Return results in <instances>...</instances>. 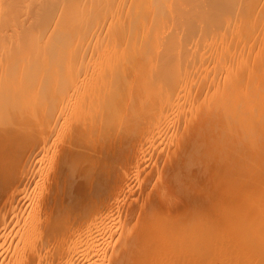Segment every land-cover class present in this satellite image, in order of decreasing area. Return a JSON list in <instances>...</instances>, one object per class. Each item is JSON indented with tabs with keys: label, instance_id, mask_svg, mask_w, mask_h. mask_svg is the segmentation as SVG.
<instances>
[{
	"label": "bare ground",
	"instance_id": "bare-ground-1",
	"mask_svg": "<svg viewBox=\"0 0 264 264\" xmlns=\"http://www.w3.org/2000/svg\"><path fill=\"white\" fill-rule=\"evenodd\" d=\"M240 110L246 120L234 117ZM250 115L264 119V0H0V264H148L159 239L162 257L167 247L172 255L184 247L182 258L201 238L190 211L195 194L181 193H190L198 171L203 199L225 161L231 168L224 165L223 175L234 184L222 202L242 199L245 185L247 205L264 204V178L256 187L244 179L245 166L264 169V147L255 154L247 144L262 136L257 124L256 137L243 132L248 137L236 144L255 158L230 151L234 142L208 150L215 131L230 129H220L221 117L254 123ZM197 132V141L203 134L211 141L202 152ZM193 150L205 154L189 177L181 171L196 162ZM179 201L190 203L189 212ZM179 208L188 214H174L185 238L169 221ZM231 219L230 229L240 220ZM262 224L247 229L252 237Z\"/></svg>",
	"mask_w": 264,
	"mask_h": 264
},
{
	"label": "rangeland",
	"instance_id": "rangeland-1",
	"mask_svg": "<svg viewBox=\"0 0 264 264\" xmlns=\"http://www.w3.org/2000/svg\"><path fill=\"white\" fill-rule=\"evenodd\" d=\"M242 111H246V110H243L242 109ZM244 113V115H247L248 113H247V111L246 112H243ZM245 113H247V114H245ZM240 114H242L241 113V110H240V113H239V115ZM238 114L236 115V116H234L235 118H237V120L239 119H242L241 118V116L242 115H240L239 116ZM237 116H239V117H237ZM225 118H226V116H224ZM224 117H221V118H224ZM233 117V118H234ZM243 117V119H245L246 120V117H248V115L245 117V116H242ZM245 117V118H244ZM252 117V118H251ZM255 117V116H254ZM252 115H250L249 116V118H251V120L250 121H253V120H255V122L254 123H247V121H243V122H238L239 123V125H238V127L236 126L238 123H237V121L236 122H234L233 120H235V119H233L231 122H232V125L231 126H233L234 125V123H237L236 125H235V128L237 127V129H235L234 127H232L231 128V126H230V124H229V120H228V123H227V118L225 119H221L220 117V122L221 121H225V123L223 122V123H220L221 124V126H220V129H221V127H222V125L223 124H225L223 127H226V128H224V129H227V125H229V127H228V129L230 128V129H232V131H233V128L235 129L234 131H236V130H240L239 131V133L240 132H242V134L240 133V135H239V133H237V135H235V134H232V132H230L231 130L229 129L228 130V133L230 132L231 133V136L232 135H235V138H237L236 139V141L233 139L234 138V136L232 137V141H230L229 140V136H230V134L228 135V133H227V131L226 130H224L223 131V129H221V131H223V133H227V134H224L223 136H222V138L225 136V135H228V136H225L226 137V139H225V137H224V141L222 140L221 141V136H218L220 133H221V131L219 132V131H215V133L217 134V136L215 137V138H213L212 139V137H214V136H212L211 134L212 133H210L209 135H207V136H209V137H211V141H212V143H210L211 145H209V137H208V139L207 140H209V141H206L205 142V140H206V138H204V135L205 134H203V139H204V141L201 143V142H199L200 140H201V137H199V135L198 134H201V133H199V132H197L196 134H194L193 135V137H194V140H198V138L196 139V137H197V135H198V137L200 138L199 139V141H197L198 143H200V144H198V143H196V141L195 142H193V144H192V147L194 146V147H196V144H198V147L199 146H202L201 148L202 149H205L206 150V148H203L204 146L202 145V144H204V142L207 144L208 143V145H206L205 144V146H208V148L211 146H213V144H214V146H216L217 148H219V147H221V146H225V145H227L228 144V147H232L233 145H234V147L235 148H237L238 147V143H240L239 141H242V140H244V139H242V137L243 138H246V137H248V135H246V136H243L244 134H245V132H247L246 134H253L254 132L253 131H255L256 133H254V134H256V136L258 135V134H260V133H262L261 135L262 136H255L254 134V136L256 137V138H258V139H254V137L252 138V139H250L253 135H250L249 137L250 138H248V139H250L248 142L249 143H247L248 144V146H249V148H250V146H251V144H252V146H251V148L252 149H254L253 150V152L255 153H257V152H259V151H261L260 150V148H262V147H264V129H262V128H264V126H262V123L261 122H263V125H264V116H263V118H261V119H263L262 121H260V119L259 120H257L258 118L256 117V118H254ZM254 118V119H253ZM248 119V118H247ZM253 119V120H252ZM238 120V121H239ZM249 120H248V122H249ZM256 121H258V122H256ZM230 122V123H231ZM252 124H254V126H255V124H257L259 127H256V129L258 128L259 130H253V131H250V130H252V129H254L255 127H253L252 128ZM261 126H260V125ZM262 127V128H261ZM239 128V129H238ZM252 128V129H251ZM261 130V131H260ZM263 131V132H262ZM243 132H244V134H243ZM249 132V133H248ZM251 132V133H250ZM259 132V133H258ZM214 133V132H213ZM214 133V134H215ZM219 133V134H218ZM222 133V134H223ZM196 135V136H195ZM202 136V135H201ZM238 136H239V139H238ZM219 137V138H218ZM221 138V139H220ZM262 138V139H261ZM220 139V140H219ZM241 139V140H240ZM216 140V141H215ZM234 140V141H233ZM252 140V141H251ZM256 140V141H255ZM210 141V142H211ZM214 141V142H213ZM219 141H221V143L223 142V144L222 145H220V143H219ZM228 141H229V143H228ZM224 142H226V144L224 143ZM231 142H234V143H231ZM238 142V143H237ZM253 142V143H252ZM257 142V143H256ZM261 142V143H260ZM194 143H195V145H194ZM217 143H219L218 144V146H217ZM230 143L232 144V145H230ZM256 143V144H255ZM263 143V144H262ZM236 144H237V147H236ZM220 145V146H219ZM230 145V146H229ZM262 145V146H261ZM240 146V145H239ZM247 146V147H248ZM192 148V149H194L195 150V148ZM196 148V149H200L199 151H201L202 152V149L199 147V148ZM215 147V148H216ZM241 147H242V145H241ZM260 147V148H259ZM188 148V147H187ZM187 148H186V150H185V152L186 151H189L190 149H188L187 150ZM215 148L213 147V148H209L208 150H215ZM226 148V147H225ZM238 148H240V147H238ZM234 149L233 147L230 149V151L233 149V152H234V150H235V152L237 153L238 151H239V149ZM244 148V147H243ZM245 148H246V145H245ZM247 149V148H246ZM192 151V153H191V155L192 156H195L194 158H195V160H196V162L194 161V162H192V164L194 163V165H190V160H191V158L193 159V157H191V155H190V160L189 159H187L186 160V164H187V161H189V164H187V166L188 165H190L191 166V169H190V172H188L189 171V166L188 167H186L185 169L186 170H188L187 171V173H186V171H184V169L182 168V170L183 171H181L182 173H184L186 176H189V177H192L191 175H193L194 173H191L192 171L193 172H197V170L195 171V167L194 166H196L197 168L196 169H199V167L201 168V159L203 158V156H204V154H205V151L203 150V154L201 153V152H199V153H201L200 154V156H202L201 158L200 157H198L199 156V153L198 154H195V155H193V152H196V151ZM241 150V149H240ZM243 151V150H242ZM238 152L239 154L240 153H242L243 155L245 154L246 155V152L248 153L246 156L247 157H249L250 159H251V157H250V155L252 156V151H251V149L250 150H246V152L244 153V152ZM245 151V150H244ZM251 153H250V152ZM234 152V153H235ZM263 152V151H262ZM250 153V154H249ZM253 153V154H254ZM255 153V154H256ZM241 155V154H240ZM235 156H236V158H237V155L235 154ZM234 156V157H235ZM219 157V160H221L220 159V156H218ZM239 157V156H238ZM240 157H243V156H240ZM239 157V160L237 159V161L239 162V161H241L240 158ZM252 157H254V156H252ZM257 157V156H256ZM200 158V159H199ZM232 158V157H231ZM255 158V157H254ZM244 159H247V158H244ZM194 160V159H193ZM192 160V161H193ZM199 160V161H198ZM223 160V159H222ZM232 160H233V158H232ZM231 160V161H232ZM243 160V159H242ZM218 161V160H217ZM246 161V160H245ZM222 162H224L223 164H222ZM219 161V167H220V169L218 170V172H217V174L218 175H220V177H219V179L220 180H217L216 182H214L215 183V185L214 186H212V188L210 187L208 190H209V192H207V191H205L206 193L204 194V199H203V197H202V193H201V191H202V187H203V183L204 182H202L203 181V178H204V173H203V171H202V174H200V176H199V173L201 172V171H198L197 173H198V176L200 177V179H199V177L197 176V173H195L194 175L195 176H197L196 178H195V176L194 177H192V179H193V181H192V179H190L191 181H192V183H193V185L192 184H190V185H192L191 187H190V193H189V189L187 188L186 189V187H184L185 186V184H188V183H191V181H188V183L187 182H185V180H183L182 181V183H184L183 185H181L180 183H179V185H181V186H179L178 184V186H179V188L180 189H182V186L184 187V189H182L183 191H181L178 187V190L175 188L174 190H176V191H174L175 192V194L177 195V197L179 198V200H181V201H185V198H183L182 199V196H181V194L180 193H176L177 191L179 192V191H181V193L182 192H184L185 190H187V191H185L184 192V194L185 193H188V194H185V197L187 196V198H186V200H188L189 199V197L193 194H195L194 196H193V203H194V206L195 207H193V205H190V203L188 204V206L190 205V206H192V208L191 207H188L187 206V204L185 203V202H187V201H185V202H181V201H179V205L177 206V207H181V208H183L182 206L185 204V209H187V211L189 212V208H191V210L190 211H194L193 213H194V217L196 216V218L195 219H197V222H195L196 224L198 223V228L200 229L201 228V230H199L200 232H201V238H198V240H196L195 241V243L194 244H187L186 245V248H187V250H188V254H186V252L184 253V254H186V255H182V258L180 257L181 256V254L180 253H183L184 251H185V249H184V247H183V249H184V251H183V249L181 248V247H178L177 249L175 248V246H176V244L175 243H177V240L179 239L178 237V239H176V238H172V236H171V239H173V245L175 244V246H173L174 247V249H176V250H179L180 248V251H182V252H180L179 253V251H178V254L176 253V252H174L173 253V255H174V257L175 258H173V257H170V255H172V254H170V253H172L171 251L173 250H171L170 251V247H167L166 249V253H167V255H168V257H165V255H164V257H165V259H164V257H162L161 256V254L163 255L164 253H161L160 254V251L162 252L163 250L161 249L160 250V247L162 246V248H163V246H164V244H163V240L162 239H159L160 241H162V242H160L162 245H160V247H158L157 246V243H159V240L157 239L158 238V236H157V234L158 233H156V231H158V230H156V228H154V226H152L154 229H152L151 228V226H150V230H153V232H154V230H155V233H153V232H151L150 233V230H148L149 229V227L146 229V231H149V234H155L154 235V238L157 236V238H155L156 240H158V241H156V244H155V242L153 243V244H155L154 246L153 245H151V246H153L154 247V249H153V247H150L149 249H151L154 253H155V255H153V256H151L152 254H153V252L151 251H149V253L148 252H146V250H148V249H146L147 248V246L145 247V244H143L144 245V247H145V249L146 250H144L145 251V253H148L149 255H150V258H151V260L152 259H154V260H156V261H160V260H163V261H167V260H169V261H167L168 263L167 264H230V262H232L231 260H233V262L231 263V264H259V261H261V260H264V247L262 246V244H264V240L262 239V240H260V241H257L256 239H254L255 238V236H257L259 233L260 234H262L263 232H260V231H263V230H261V228H263L264 229V227L263 226H258L257 225V228H259V230H256L257 232H258V234H257V232L255 233L256 235H254L253 237H252V233H250V232H248V230L251 228L252 229V226L254 225V224H262V222L264 223V204H263V206L260 204V205H258L257 206V208L256 209H254V210H252L250 207H249V205H251V201H248V200H250V198L248 199V200H246V199H244V198H246V197H244L243 195L244 194H247L246 192L248 191V189H247V187L245 186V185H243L244 186V190H247V191H244L245 193H241V194H243V195H241L240 193H239V195H241L242 197V199H238L237 201L235 200V202H234V200H233V202H232V204H230V201H232V199H233V197H235L236 198V196L234 195L232 198H231V200L230 201H228L227 203H226V201L223 203L222 201H224V200H228L227 199V197H228V194H230L229 192H230V190L229 191H227V189H229V188H227L228 187V185L229 186H231L232 185V183L234 182V177H229L230 178V180H227L226 178L228 177H224L225 175H223V172H224V169L225 170H227V168H228V166H230V162L228 163V164H225V161ZM233 162H234V168H235V170L237 169L238 170V165L237 164H239L238 162H236V160L234 161L233 160ZM244 162V161H243ZM247 163H248V161H246ZM245 163V162H244ZM240 164H241V162H240ZM239 164V165H240ZM255 164V163H254ZM185 165V164H184ZM198 165V166H197ZM218 165V164H217ZM222 165V166H221ZM224 165H227V168H225L224 167ZM233 165V164H232ZM244 165H246V164H244ZM186 166V165H185ZM264 166V165H263ZM182 167H184V166H182ZM192 167H194V169L192 168ZM241 167H243V166H241ZM246 167V170L248 171L245 175H244V179L245 180H252V183H253V186H257L258 184L257 183H259L263 178H264V169L262 170V171H258V170H255V171H249L247 168L249 167V169H250V166H245ZM188 168V169H187ZM230 168H231V166H230ZM240 168V167H239ZM244 168V167H243ZM193 169V170H192ZM229 169V168H228ZM242 169V168H241ZM240 169V170H241ZM199 170H201V169H199ZM231 170V169H230ZM232 170H233V168H232ZM231 170V171H232ZM229 171V170H228ZM227 171V172H228ZM180 172V173H181ZM220 172V173H219ZM230 172V171H229ZM229 172H228V174H229ZM239 172H241V171H239ZM179 173V175L181 176V174ZM232 173V172H231ZM235 173V172H234ZM248 173H250L249 175H247ZM188 174V175H187ZM233 174V173H232ZM231 174V175H232ZM244 174V173H243ZM183 175V174H182ZM185 175H184V178H187L188 180H189V177H185ZM222 175H223V179L224 180H227V181H224L223 179H222ZM230 175V174H229ZM230 175V176H231ZM235 175H236V173H235ZM234 175V176H235ZM212 176V175H211ZM233 176V175H232ZM177 177L179 178V176H178V174H177ZM176 177V178H177ZM181 178V177H180ZM228 178V179H229ZM181 179H183V176H182V178ZM207 179V178H206ZM196 180V181H195ZM187 181V180H186ZM194 181H195V184H194ZM197 181L200 183H197ZM227 182H229L228 184H227ZM197 184H199V186H200V189H199V187H198V185ZM227 184V185H226ZM234 184V183H233ZM189 185V184H188ZM195 185H197V186H195ZM202 185V186H201ZM187 186V185H186ZM194 186V187H193ZM188 187V186H187ZM213 187L215 188V189H213ZM246 187V188H245ZM193 188V189H192ZM196 188V189H195ZM231 188V187H230ZM242 188V187H241ZM240 188V189H241ZM249 188V187H248ZM213 189V191H210V190H212ZM193 192H192V191ZM195 190H196V192H195ZM222 191H223V193H222ZM242 191V190H241ZM240 191V192H241ZM222 193V194H219V193ZM226 193H228L227 195H226ZM178 194H180V195H178ZM183 193H182V195H184ZM191 194V195H190ZM198 194V195H197ZM224 194V195H223ZM237 194V193H236ZM190 195V196H189ZM220 195H222V196H220ZM180 196H181V199H180ZM225 196H227V197H225ZM184 197V196H183ZM222 197V199H220ZM225 197V198H224ZM240 197V196H239ZM238 197V198H239ZM198 198H199V200L200 201H198ZM224 198V199H223ZM197 199V200H196ZM202 199V200H201ZM218 199L220 200L219 202H218ZM258 199V198H257ZM194 200H196V201H194ZM251 200L253 201V198L251 197ZM217 201V202H216ZM262 201H263V203H264V198L262 199ZM261 201V202H262ZM189 202V201H188ZM187 202V203H188ZM181 203H184L183 205H181ZM192 203V204H193ZM231 205H229V204ZM241 203H242V205H241ZM250 203V204H249ZM227 204V205H226ZM247 204H249V205H247ZM237 205V206H236ZM228 206H230L231 207V210L229 209V207ZM237 207V208H240V209H242V211H245V210H247V209H250V210H248V211H250V212H247V213H249V214H244V213H246V212H241V210L240 209H237V208H235V207ZM252 206V205H251ZM261 206V207H260ZM232 207H233V210H232ZM253 207V206H252ZM181 208H179V209H175V211H176V213H175V211H174V213L173 212H171L170 213V215H169V217L170 216H172V215H174V214H176L178 217H179V215L180 216H183L184 214H187V211H185V213L184 212H181V214H178L180 211L179 210H181ZM245 209V210H244ZM183 211H184V209H182ZM181 210V211H182ZM235 210H237V211H235ZM251 210H252V212H251ZM239 211L241 212V213H239ZM145 212H146V210H145ZM184 213V214H183ZM192 213V212H191ZM196 213V214H195ZM235 213L238 215H235ZM243 213V214H242ZM263 213V214H262ZM172 214V215H171ZM240 214V215H239ZM176 215H174V216H172V217H170V218H172V219H170L169 221L171 222V221H174L176 218H177V216ZM188 215V214H187ZM232 215V216H231ZM243 215V216H242ZM247 215H248V217H247ZM253 215V216H252ZM176 216V217H175ZM185 216V215H184ZM210 218H208V217ZM237 216V217H236ZM240 216V218H238ZM249 216H252L251 218L249 217ZM259 216V217H258ZM247 219V220H245V218ZM165 219V221L167 220L168 221V217L166 216V217H164ZM174 218V219H173ZM182 218V220L183 219H185L186 217H181ZM204 218H206V219H204ZM220 218V219H219ZM229 218V219H228ZM231 218H234V220H235V218H237V220L238 219H240L239 221H241V223H238L239 221H236L235 222V225H234V223L233 224H231V226H232V229H230L231 227H230V225H229V223L227 224L226 223V221L227 222H230L231 223V221H230V219ZM255 218V219H254ZM202 219H203V222L206 220V222L205 223H203L204 225H201V221H202ZM208 219H209V221H208ZM213 219H214V221H213ZM162 220L163 219H161V221H159L158 222V227L157 226H155V227H157V228H163V227H165V226H163V225H165L164 223H161L162 222ZM164 220H163V222H164ZM177 220H178V218H177ZM177 220H175V222H173V225L175 226L174 228L176 229V226H177V224L175 225V223L177 222ZM229 220V221H228ZM231 220H233V219H231ZM245 220V221H244ZM167 221H166V223H167ZM208 221V222H207ZM216 221H221V222H216ZM248 221V222H247ZM254 221H256L257 223H255ZM169 222V224H171ZM248 223L247 225L245 224V223ZM253 222H254V224H253ZM216 223V224H215ZM226 223V224H225ZM253 225H252V224ZM162 224V225H161ZM184 224H185V222H184ZM184 224H182V226L183 227H179V226H177V227H179L178 229L181 231L182 229H184V227H186V225L184 226ZM245 224V225H244ZM229 225V226H228ZM236 225H238V226H236ZM263 225V224H262ZM249 226H251V227H249ZM166 227H168L167 226V224H166ZM169 227H171V228H173V226L171 225H169ZM249 227V228H248ZM182 228V229H181ZM166 230L167 229H169V228H165ZM177 229V230H178ZM197 229V228H196ZM248 229V230H247ZM162 230H164V229H162ZM185 230L186 229H184V231L183 232H180V234L182 233V234H184L185 233ZM161 231V230H160ZM174 231V230H173ZM172 231V234H175V236H176V234H177V231L174 233ZM250 231V230H249ZM171 232V231H170ZM187 232V231H186ZM170 235H171V233H169ZM179 234V232H178V236L180 235ZM186 234V233H185ZM185 234H184V237H183V235H180L181 237H183V238H185ZM260 234H259V236H260ZM170 235H169V238H170ZM174 236V235H173ZM174 236V237H175ZM263 236L264 235H262L261 237L263 238ZM149 237H151L150 235H149ZM180 237V241H181V239H183V238H181ZM152 239H154L153 238V235H152V237H151ZM151 238H148V240L147 241H149V243H150V240L153 242V240L151 239ZM212 238V239H211ZM257 238V237H256ZM176 239V240H175ZM209 239L211 240V241H209ZM258 239H259V237H258ZM174 240H175V242H174ZM185 240V239H184ZM184 240H182V241H184ZM180 241H178V243L180 242ZM181 241V242H182ZM263 241V242H262ZM152 242L150 243V244H152ZM258 242V243H257ZM259 242H261V243H259ZM128 243V242H127ZM146 243H148V242H146ZM177 243V244H178ZM131 244V245H130ZM133 244H135V243H131V241L129 242V246H128V244H125V245H127L129 248H131V246H134V247H136L137 245V243L135 244V245H133ZM180 245L179 246H181V243H179ZM260 244V245H259ZM149 245V244H148ZM182 245H183V242H182ZM127 246H124L123 248H124V250H127L128 248H126ZM156 246V247H155ZM134 247H132L131 249L133 250V249H135ZM149 247V246H148ZM158 247V248H157ZM165 247H166V245H165ZM172 247V248H173ZM155 248H157V249H155ZM168 248H169V250H168ZM131 249H129L130 251H132ZM158 249H159V251H158ZM159 252V254H160V256L157 254L158 252ZM168 251H170L169 253H168ZM129 252V251H128ZM165 252V251H164ZM150 253H152V254H150ZM170 254V255H169ZM172 255V256H173ZM177 255H179V257L180 258H178L177 257ZM148 257V255L147 254H145V257ZM156 256H157V258L158 257H160L158 260H157V258H156ZM146 257V259H145V261L147 262V260H148V258ZM161 257L163 258V259H161ZM149 258V259H150ZM168 258V259H167ZM170 258V259H169ZM173 258V259H172ZM190 258H191V260H190ZM150 260V261H151ZM149 261V260H148ZM150 261H149V263L148 264H151L150 263ZM153 261V260H152ZM151 261V262H152ZM156 261L155 262H152L153 264L155 263V264H157L156 263ZM255 261H257V262H255ZM160 263L162 264V261H160ZM163 263H165V262H163ZM260 263H263L264 264V262H260ZM159 264V263H158ZM166 264V263H165Z\"/></svg>",
	"mask_w": 264,
	"mask_h": 264
}]
</instances>
